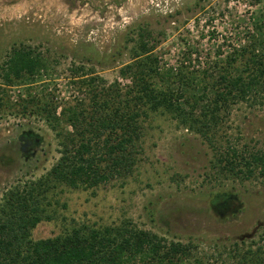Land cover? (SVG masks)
Returning a JSON list of instances; mask_svg holds the SVG:
<instances>
[{
	"label": "rangeland",
	"instance_id": "1",
	"mask_svg": "<svg viewBox=\"0 0 264 264\" xmlns=\"http://www.w3.org/2000/svg\"><path fill=\"white\" fill-rule=\"evenodd\" d=\"M142 42L153 48L143 64L160 74L148 73L152 88L184 94L187 112L184 99L198 96L200 116L220 93L222 86L212 84L226 70L248 82L264 69V0H0V210L12 193L41 198L40 181L65 146L81 142L63 120L65 110L85 113L83 128L90 130L109 89L122 94L116 105L129 99L123 94L133 80L121 70L136 61ZM14 49H31L46 68L5 88L2 70ZM166 72L175 79H166ZM179 77L196 78L197 85L186 87ZM261 82L247 99L229 102L208 134L190 119L143 105L147 115L139 120L130 172L96 188H52L44 202L52 219L32 230V240L74 226L131 222L168 244L188 246L182 264H264V175L260 169L253 177L235 174L226 160L233 150L264 154V77ZM53 113L61 117L58 125L48 119ZM108 133L86 138L102 152ZM220 196L226 201L214 205Z\"/></svg>",
	"mask_w": 264,
	"mask_h": 264
},
{
	"label": "trees",
	"instance_id": "2",
	"mask_svg": "<svg viewBox=\"0 0 264 264\" xmlns=\"http://www.w3.org/2000/svg\"><path fill=\"white\" fill-rule=\"evenodd\" d=\"M152 49L142 42L141 54L137 55L136 61L122 68L121 75L133 80L130 89L123 94L129 99L116 105L115 101L122 94L118 88L109 89L111 91L104 101L103 109L99 108L95 113L100 114L91 116L92 121L87 124L92 129L83 128L87 120L85 113L74 109L63 112V120L75 129L81 137V142L77 144L76 140H73L72 143H76L75 148L65 146L57 165L44 180L40 181V186L43 187L41 198L35 197L34 194L22 193H12L5 198L0 210V264H182L183 260L190 256L191 249L188 246L174 242L168 244L158 235L134 228L131 222L103 229L86 225L74 226L60 236L38 241L32 240L31 237L32 230L38 224L45 219H52L46 214L48 205L44 204L45 194L52 188L62 185L71 189L96 188L109 183L117 175L130 172L135 161L134 155L137 153L136 141L141 139L138 134L142 127L139 120L142 115H147L143 105L152 112L165 109L169 113H174L178 119L183 121L190 119L189 121L198 127V131L208 134V131L218 124L217 114L222 110L227 111L229 102L247 99L253 87L259 86L264 77V69H260V76H252L246 82L243 76L233 77L232 72L226 70L228 73L221 75L220 81L212 84V87L222 86L221 91L222 89L225 91H219L214 101H211L205 107V111L198 116L195 114L199 107L198 96H193V102L184 99L185 103L191 106L190 112H187L182 107L181 100L184 94H177L172 87L164 88L163 91L152 88L147 78L148 73L156 76L160 74L157 68L150 69L146 62L143 64L144 60L141 58L152 52ZM147 59L151 60L149 62L153 60L149 57ZM43 68H46L45 61L36 56L31 49H14L2 70L4 87L23 85ZM165 77L169 80L175 76L171 72H166ZM188 78L178 79L186 87H195L196 78ZM89 81L93 85L94 79ZM199 84L203 85V82ZM207 85L208 83L205 88L202 87L204 91H207ZM204 97L206 95L202 98ZM108 105L113 106L110 112L105 114ZM25 107L27 109V106ZM48 119L56 125L61 121V117H57L55 113ZM211 123L214 126H211ZM106 131L109 133L104 140V151L100 152L97 146L91 145L94 139L86 136L92 133L93 136L100 138ZM246 153L248 154L239 155L237 150H233V159L232 157L230 160L229 157L226 159L227 169L246 177H253L255 171L260 169V174L264 175V154L260 151ZM101 162L106 164L105 167L100 166ZM226 199L227 196H220L214 205L220 206Z\"/></svg>",
	"mask_w": 264,
	"mask_h": 264
}]
</instances>
